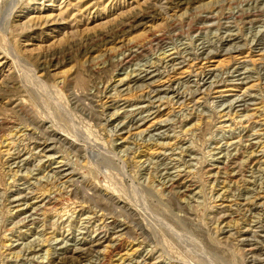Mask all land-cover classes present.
<instances>
[{"label": "rangeland", "instance_id": "rangeland-1", "mask_svg": "<svg viewBox=\"0 0 264 264\" xmlns=\"http://www.w3.org/2000/svg\"><path fill=\"white\" fill-rule=\"evenodd\" d=\"M0 264H264V0H0Z\"/></svg>", "mask_w": 264, "mask_h": 264}, {"label": "bare ground", "instance_id": "bare-ground-1", "mask_svg": "<svg viewBox=\"0 0 264 264\" xmlns=\"http://www.w3.org/2000/svg\"><path fill=\"white\" fill-rule=\"evenodd\" d=\"M13 7H14V5H12L11 9H12ZM9 14H10V13H9ZM123 55H124V54H123ZM74 123H75V122H74ZM79 127H80V126H79ZM81 130H82V129H81ZM74 131H75V130H74ZM76 131H77V128H76ZM76 133H77V132H76ZM80 133H81V132H80ZM49 138H50V137H49ZM86 138H87V137H86ZM86 138H85V136L83 135V141H84V143H87V144H88V142H87L88 140H87ZM89 140H90V139H89ZM89 143H90V142H89ZM87 144H86V145H87ZM92 144H94V143H92ZM96 145H97V144H96ZM97 146H98V145H97ZM90 147H91V144H90ZM92 147H93V146H92ZM98 148H99V147H98ZM242 153H243V152H242ZM237 166H238V165H237ZM240 168H241V167H240ZM117 174H118V173H117ZM119 174H120V173H119ZM111 175H112V174H111ZM132 185H134V184L132 183ZM132 185H131V186H132ZM128 186H129V185H128ZM140 187H141V189L143 188L142 186H140ZM132 188H135V189L137 190L138 186H137V188H136L135 186H134V187H131V189H132ZM145 188H146V187H145ZM129 189H130V187H129ZM131 189H130V190H131ZM131 191H132V190H131ZM141 191H142V190H141ZM132 192H133V191H132ZM132 192H131V193H132ZM151 194H152V193H151ZM136 196H138V195H136ZM152 196H153V195H152ZM132 197H134V196H132ZM140 197H141V196H140ZM134 198H135V197H134ZM23 219H24V218H23ZM102 259L104 260L103 257H102ZM106 259H107V258H106ZM106 259H105V260H106ZM108 259H109V258H108ZM105 260H104V261H105ZM100 261H101V260H100ZM104 261H103V262H104ZM101 262H102V261H101Z\"/></svg>", "mask_w": 264, "mask_h": 264}]
</instances>
